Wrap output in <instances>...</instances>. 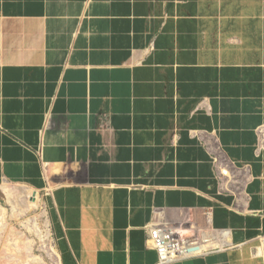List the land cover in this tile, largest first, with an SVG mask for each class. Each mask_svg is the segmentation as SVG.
Returning a JSON list of instances; mask_svg holds the SVG:
<instances>
[{
    "label": "crops",
    "instance_id": "obj_1",
    "mask_svg": "<svg viewBox=\"0 0 264 264\" xmlns=\"http://www.w3.org/2000/svg\"><path fill=\"white\" fill-rule=\"evenodd\" d=\"M263 128L264 0H0V186L59 264H159L160 213L232 234L174 264H264Z\"/></svg>",
    "mask_w": 264,
    "mask_h": 264
},
{
    "label": "rangeland",
    "instance_id": "obj_2",
    "mask_svg": "<svg viewBox=\"0 0 264 264\" xmlns=\"http://www.w3.org/2000/svg\"><path fill=\"white\" fill-rule=\"evenodd\" d=\"M4 187L0 186V209L5 208L8 216L0 223V264H59L55 230L43 195L11 185L22 196L21 209L15 214V203L5 196ZM259 244L264 250V240ZM218 249L222 248L210 251Z\"/></svg>",
    "mask_w": 264,
    "mask_h": 264
},
{
    "label": "built area",
    "instance_id": "obj_3",
    "mask_svg": "<svg viewBox=\"0 0 264 264\" xmlns=\"http://www.w3.org/2000/svg\"><path fill=\"white\" fill-rule=\"evenodd\" d=\"M259 133L264 137V128ZM202 242L203 239L197 235L185 236L182 229L169 223L163 213L156 214L147 228L146 246L157 253L159 264H174L182 259L212 252H193L201 247Z\"/></svg>",
    "mask_w": 264,
    "mask_h": 264
},
{
    "label": "bare ground",
    "instance_id": "obj_4",
    "mask_svg": "<svg viewBox=\"0 0 264 264\" xmlns=\"http://www.w3.org/2000/svg\"><path fill=\"white\" fill-rule=\"evenodd\" d=\"M4 189L5 190V196L9 197V199L13 200L15 203L14 206V213H18L21 209V202H20V198L22 197L20 194V191L18 190H14L12 189V187L9 186H5ZM37 200H38V196H37ZM35 204H38L37 202ZM5 216H8L7 211L5 210V208H1L0 209V217L3 219H0V223L5 219ZM207 234V233H206ZM233 244V239H232V234L230 233H217V234H212V235H205L203 238V242L200 244V248L195 249L193 252H197V253H202L214 248H224L228 245H232ZM59 259V258H58Z\"/></svg>",
    "mask_w": 264,
    "mask_h": 264
}]
</instances>
